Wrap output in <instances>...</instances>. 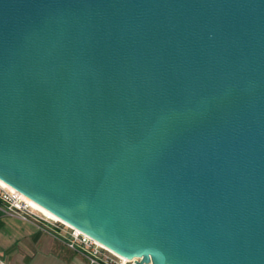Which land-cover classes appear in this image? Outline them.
<instances>
[{
  "label": "water",
  "instance_id": "95a60500",
  "mask_svg": "<svg viewBox=\"0 0 264 264\" xmlns=\"http://www.w3.org/2000/svg\"><path fill=\"white\" fill-rule=\"evenodd\" d=\"M0 179L136 264H264V0H0Z\"/></svg>",
  "mask_w": 264,
  "mask_h": 264
},
{
  "label": "crops",
  "instance_id": "0c3cea01",
  "mask_svg": "<svg viewBox=\"0 0 264 264\" xmlns=\"http://www.w3.org/2000/svg\"><path fill=\"white\" fill-rule=\"evenodd\" d=\"M0 258L9 264H87L61 238L11 216H0Z\"/></svg>",
  "mask_w": 264,
  "mask_h": 264
},
{
  "label": "built area",
  "instance_id": "2783aa9c",
  "mask_svg": "<svg viewBox=\"0 0 264 264\" xmlns=\"http://www.w3.org/2000/svg\"><path fill=\"white\" fill-rule=\"evenodd\" d=\"M0 216L22 219L61 238L70 249L82 254L87 264H136V257L125 258L80 229L45 214L1 179ZM0 264L9 263L0 258Z\"/></svg>",
  "mask_w": 264,
  "mask_h": 264
},
{
  "label": "bare ground",
  "instance_id": "6f19581e",
  "mask_svg": "<svg viewBox=\"0 0 264 264\" xmlns=\"http://www.w3.org/2000/svg\"><path fill=\"white\" fill-rule=\"evenodd\" d=\"M1 181L7 185L8 187H10L11 189H13L14 191L18 192L23 198L27 199L33 206H35L36 208H38L39 210H41L42 212H44L45 214L49 215L52 218H55L57 220L63 221L67 224H69L68 222H66L65 220H63L62 218H60L57 214H55L54 212H52L51 210H49L48 208H46L45 206L41 205L40 203H38L37 201L33 200L32 198H30L29 196L21 193L20 191H18L16 188H14L13 186H11L10 184H8L7 182H5L4 180L1 179ZM70 225V224H69Z\"/></svg>",
  "mask_w": 264,
  "mask_h": 264
}]
</instances>
